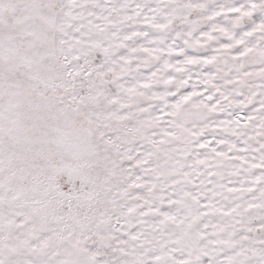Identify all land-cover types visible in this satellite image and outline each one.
<instances>
[{
  "label": "snow or ice",
  "instance_id": "obj_1",
  "mask_svg": "<svg viewBox=\"0 0 264 264\" xmlns=\"http://www.w3.org/2000/svg\"><path fill=\"white\" fill-rule=\"evenodd\" d=\"M0 264H264V0H0Z\"/></svg>",
  "mask_w": 264,
  "mask_h": 264
}]
</instances>
